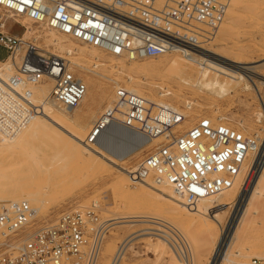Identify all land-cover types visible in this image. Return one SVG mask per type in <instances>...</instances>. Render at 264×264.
Segmentation results:
<instances>
[{"label": "built area", "instance_id": "built-area-1", "mask_svg": "<svg viewBox=\"0 0 264 264\" xmlns=\"http://www.w3.org/2000/svg\"><path fill=\"white\" fill-rule=\"evenodd\" d=\"M231 2L0 0V9L107 55L137 62L199 49L225 21ZM0 48L7 53L1 62L19 61L16 69L0 72V134L15 137L42 113L33 102V88L44 82H52L50 100L56 106L75 109L86 96L87 85L66 60L2 30ZM116 93L113 109L91 128L87 145L102 143L115 127L138 137L133 145L161 137L170 141L128 171L134 186L169 185L194 207L233 188L257 148L255 136L218 119H202L174 137L172 130L183 123L182 116L169 111L163 120V108L151 107L124 90ZM95 209L63 213L40 224L29 202L0 203V264H99L104 234L102 228L90 229ZM249 264H264V258H253Z\"/></svg>", "mask_w": 264, "mask_h": 264}, {"label": "bare ground", "instance_id": "bare-ground-1", "mask_svg": "<svg viewBox=\"0 0 264 264\" xmlns=\"http://www.w3.org/2000/svg\"><path fill=\"white\" fill-rule=\"evenodd\" d=\"M160 1L162 2V0ZM249 4L250 0H232L227 13L228 22L226 21L225 24L222 23L220 27L215 29L212 38L203 41L204 43L199 49L188 50V52H185L183 55L168 53L159 58H154L157 60L160 58L167 59L166 64L160 63L157 65L149 64L138 66H135V64L139 61L132 62L126 58H117L113 56H111L113 59L107 58L105 53L95 48L87 47L85 44L78 41H71L72 39L58 34L44 25H38L26 17L14 16L6 12L10 17L0 16V29H5L7 22L15 18L14 22L21 24V26L25 28V32L22 36L24 42H29L28 40L30 37L38 33L39 36L36 39L41 38L46 43V47L59 51L62 55H58V57L67 61L73 73H75V69L84 72L82 74L79 73V76L82 77L88 88L86 96L77 108L65 109L51 102L50 94L53 86L51 81L36 86L33 88V102L37 106H40L42 113L33 118L21 132L33 128L36 130V133L28 135L29 137L32 136L36 138L41 142V145L45 146V149L54 151L56 155L64 151V153L72 159L81 161L87 167L88 173H92L94 179L95 177L100 178L107 173L115 171L123 172L126 168V159L133 153L131 147L134 141L136 142V140L139 139L138 137L132 138L131 135H126L127 133L124 134V131L119 127H115L113 131L106 135V139L102 143L96 145H87L85 143L88 131L91 130L90 128L104 116L106 110L113 109L114 102L117 98L116 92L118 90H124L132 96L141 97L151 107L158 106L163 108V120H166L167 117H169L168 114L172 112L182 116L183 123L175 126L172 130V136L174 137H178L187 132L202 120V116L199 112L203 101L207 97H213L215 99V102L209 105L208 114L217 116L220 111L221 101L226 100L229 92L234 88H240L244 82L251 84L255 93L260 96L262 93L257 88V85L264 84V75L260 74L258 70L264 68V63H260L263 62L264 59L256 62H248L244 58L229 59L220 49H211L212 43L217 38L220 43H224L228 40L231 43H238L244 40L245 36L243 32L232 37H229L228 34L233 30L239 29L241 17L238 16L240 13L237 11L242 6L247 9L248 6H250ZM249 12L251 13V11ZM28 20L35 25L46 28L48 30L47 33L37 32L36 27L30 24ZM36 39L33 40L34 43ZM33 45L36 46V44ZM259 63V66H252L253 64ZM18 65V58L15 60L11 58L5 62H0V72L9 73L11 70L16 69ZM152 77L166 78L170 82H176L180 84V89L173 92L166 84L162 87L153 83ZM145 93L149 94V97L145 96ZM159 96H170L171 98L161 100L157 99ZM181 106L185 109L193 110V114L190 112V114H188ZM81 107L82 109L80 111L79 108ZM78 110L79 113H77ZM169 111H171V113H169ZM257 115L258 119L263 117L264 114L260 113L255 116ZM217 119L224 123V120L220 117ZM245 122L244 119H241L238 124L241 126L244 125ZM12 138L14 137L0 134V203L9 204L27 201L34 205L39 215V212L41 213L45 207L46 203L44 202L50 201V196L48 197L46 195V197L43 191L36 188L32 183H29V181L31 182L32 180L28 177L33 175L32 177L34 178L37 173L36 171L39 172L40 169L43 171L40 160L41 157L36 155V162H29L28 160H30V158L32 159L34 156L32 152L36 148L27 149L21 146L20 148L18 147V149L15 146L6 145L4 141ZM114 140L121 145H125H122L124 148L118 150L116 154L110 153L105 147V143L113 142ZM160 140H164L163 145H168L170 143L169 140L163 137L148 142H151L150 144L152 145ZM257 149L258 148L255 150ZM27 151L30 153H27ZM253 152L251 154H253ZM251 154L250 156H252ZM56 155L54 159H56ZM52 158L53 156H44V159H49L53 163L54 159L52 160ZM249 158L233 188L222 193V198L218 204L217 210L220 214L218 217H221L223 221L217 222L216 232L222 227L226 211L231 208L235 209L233 210L234 214L230 221L228 223L226 222V226L217 236L218 242L217 246L213 249V257L210 264H249L247 261L251 257L264 258V236H252L254 232L264 227V146L260 149L259 157H257L258 159L255 163L251 164ZM54 164H56V162ZM44 171H46L45 168ZM24 172L27 173L22 177V173ZM44 173L45 172L42 174ZM21 177L22 179L25 177L26 181L21 180ZM42 180L43 178L41 179L40 177V182H43ZM126 182H130L128 175H125L118 184L124 185ZM142 186L150 189L152 188L151 190L149 189L152 195L163 198V200L169 202L170 209L174 214H177L184 220H190L189 224H187L189 229H191L196 218L204 216L208 212L211 204L210 197H207L199 201L196 206L189 207L186 205L183 197L176 193L169 185L149 182V184H144ZM126 195L130 200L138 198L134 194L125 193V197ZM132 217L133 216L128 218ZM123 218L127 219V217H121V220ZM112 220L113 219H108L104 223ZM139 222L148 225L157 224L149 219L147 221H121V223L125 224ZM166 224L169 226H164V231H160L163 235H154L158 236L159 241L165 242L164 244H167L165 237L169 236L170 227H174L169 223ZM148 230L152 231L153 229L150 228ZM144 235L146 234L142 236ZM147 235L150 236L152 234L150 233ZM214 238L215 235L211 234L206 242H210ZM133 239L134 237L130 239V241ZM177 245L179 250H185V248H187L190 251L189 256H185L186 263L196 264L197 247L194 246V243L185 240V243L181 242V246L180 244ZM166 252H168L170 256L176 254L174 249H171L172 253L168 249H166ZM177 254L174 255L175 264L178 262L181 263L183 260V257L179 255L178 252ZM123 255L124 251L119 252L114 257L110 258L107 264H118L122 262Z\"/></svg>", "mask_w": 264, "mask_h": 264}, {"label": "rangeland", "instance_id": "rangeland-1", "mask_svg": "<svg viewBox=\"0 0 264 264\" xmlns=\"http://www.w3.org/2000/svg\"><path fill=\"white\" fill-rule=\"evenodd\" d=\"M249 5L250 6H248L247 9L242 6L237 11L240 13L238 16L241 17V28L239 26V29L233 30L228 34L229 37H232L243 32L245 36L244 40L238 43H231L229 40L224 43H220L219 39L217 38L212 43L211 49H220L229 59L244 58L248 62H256L264 59V0H250ZM249 11H251V13ZM0 16L10 17L9 14L1 9ZM14 19L15 18L10 19L6 24V28L0 30H2V32L5 31V33L9 35L22 38L25 28H23L21 24L15 23ZM227 20H229L228 15L226 16L223 23L225 24ZM29 23L36 27L37 32L47 33L48 31L43 26L40 27L30 21ZM38 36L39 34L36 33L34 36H31L28 41L36 44L40 52L50 54L55 53V56L62 55L59 51L46 47L44 40L41 38L36 39ZM34 39H36L35 43L33 42ZM71 41L76 42L75 40ZM105 56L107 58L113 59V57L107 54H105ZM166 60L167 59L163 58H160L159 60H142L137 62L135 66L149 64L157 65L160 63L166 64ZM260 63L263 64L264 61ZM260 63L253 64L252 66H259ZM258 71L260 74L264 75V68ZM79 73L82 74L84 72L75 69L74 74L82 79V77L79 76ZM152 79V82L158 84L159 86L163 87L166 84V86L171 88V91L173 92H176V90L178 91L180 89V84L176 82H170L166 78L152 77ZM109 88L112 89L111 87ZM257 88L262 93L260 96L255 93L254 88L248 82H244L240 88L232 89L230 91L231 93L229 92L227 99L221 101L220 111L217 115L222 120H224L223 122L225 124H228L239 131H243L246 135L255 136V138L257 137L256 141L258 142V149L255 150L253 154H251L252 156L249 158L251 164L255 163V161L258 159L257 157H259L260 149L262 146H264V115L263 117L258 118L259 120L257 119L258 115L255 116L256 114L260 113L264 114V84L257 85ZM144 95L149 97V94L147 93ZM169 98L171 97H157V99L161 100H167ZM214 102L215 99L213 97H207L203 101L199 112L202 116V119L208 118L216 120L218 118L217 116L208 114L210 107L209 105H212ZM181 108L188 114H193V110L185 109L183 106H181ZM81 109L82 107L79 108L80 111ZM79 110L77 113H79ZM241 119H244L246 122L244 125L240 126L238 123ZM33 133H36V130L31 128V130L20 132L17 137L6 139L4 142L8 146H15L17 148H20L21 146L27 149L35 147L36 149L32 152V155L34 156L32 159L30 158V160H28L29 162L35 163L37 159L36 155L41 157L40 160L43 171H41V169V173L40 171H36L37 173H35L37 176L35 175L34 178L32 177L33 175L28 177L30 180H32L31 182L29 181V183H32L36 186V188L43 191L45 196H50V201L44 202L46 203L44 207L45 209L43 208L44 211L42 210L41 213L39 212L37 220L40 224L56 220L57 217L63 213H83L84 211L91 210L94 208V206H96V209L94 210L96 214L95 220L91 223L90 229H97L103 226L101 228L103 230L104 240L99 264H107V261L110 258L122 251H124L123 259L122 262L118 264H175L174 255H176L177 252L183 257L181 263L178 262L177 264H187L185 261V256H189L190 251L187 248H185V250H179L177 245L180 244L181 246V242L185 243V240L194 243V246L197 247L196 264H210L213 257V249L217 246V236L230 221L232 215L234 214L233 210L235 209L231 208L226 211L222 227L216 232L217 222L223 221L221 217H218L220 214L217 210L218 204L222 198V194L210 197L211 204L209 206L208 212L204 216L196 218L193 225L191 226V229H189L187 224H189L190 220H184L177 214H174L170 209L169 202L163 200V198L151 194L150 190L152 188L150 189L142 186L144 184L134 186L131 181L124 183V185L118 184V182L122 181L125 175L129 176L128 171L135 168L137 164L142 161L149 153L158 147L163 146L164 140H160L159 142H156L152 145L150 144L151 142H140L137 143V145H133L131 147L132 150L130 149L133 151V153L130 154V156H128L126 159V168L123 170V172L115 171L107 173L105 176L100 178L95 177L93 179L94 176H92V173H88L87 167L81 161L72 159L71 157L67 156L64 151L61 152V154L56 155L54 151L45 149V146L41 145L40 141H38L36 138H33L32 136H28L30 134L33 135ZM115 140L113 142L105 143L107 150L113 154H116L118 150L123 149V146H125L123 144L122 146L119 142H115ZM27 153L30 152L27 151ZM54 154L56 155V159H54ZM44 156H53L52 160L54 159V162L52 163L49 159H44ZM55 162L56 164H54ZM44 168L46 171H44ZM43 172L45 173L42 174ZM25 173L27 172L22 173V177L25 175ZM22 177L21 180L26 181V178L24 177L22 179ZM40 177L41 179L43 178V182H40ZM125 193L134 194L138 198L130 200L127 198V195L125 197ZM32 206L34 207V205ZM131 216L133 217L128 218ZM121 217H127V219L123 218L121 220ZM108 219L113 220L104 223ZM148 219L156 222L157 224L148 225L146 223L139 222L132 223V225L121 223V221H147ZM166 223H169L174 227H170L169 236L165 237L167 244H164L165 242L163 243L159 241L158 236L154 235L162 234L160 231H164V226H169H167ZM150 228L153 229V232L148 230ZM263 228L257 232H254L252 236L263 237ZM150 233L153 236L147 235ZM143 234L146 235L142 236ZM211 234H214L215 238L210 242H206ZM133 237L134 239L130 241V239ZM166 249H168L170 252L171 249H174L176 254H172L173 256H170V254L166 252ZM252 259L253 257L246 261L249 263Z\"/></svg>", "mask_w": 264, "mask_h": 264}, {"label": "crops", "instance_id": "crops-1", "mask_svg": "<svg viewBox=\"0 0 264 264\" xmlns=\"http://www.w3.org/2000/svg\"><path fill=\"white\" fill-rule=\"evenodd\" d=\"M7 53L0 48V62L6 59Z\"/></svg>", "mask_w": 264, "mask_h": 264}]
</instances>
